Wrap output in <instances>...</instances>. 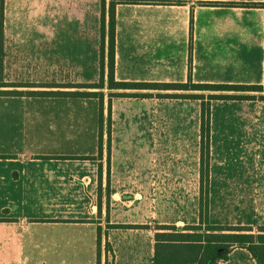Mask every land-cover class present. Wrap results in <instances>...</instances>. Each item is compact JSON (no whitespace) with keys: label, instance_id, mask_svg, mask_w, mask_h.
I'll return each instance as SVG.
<instances>
[{"label":"crops","instance_id":"0c3cea01","mask_svg":"<svg viewBox=\"0 0 264 264\" xmlns=\"http://www.w3.org/2000/svg\"><path fill=\"white\" fill-rule=\"evenodd\" d=\"M131 1L115 6V82L264 85V0ZM109 2L4 0L3 22L15 24L13 32L4 31L12 40L10 53L26 58L27 47L40 39L42 54H56L62 64L73 55L77 69L95 77L99 28L102 15L108 21ZM34 23L40 24L39 36L32 26H22ZM6 90L0 87L19 94L0 96L9 108L0 110V264H154L155 234L161 233L155 227L198 224L163 220L159 177L150 168L144 177L146 160L159 162L161 151L190 148L176 141V129H103L95 120L89 129H66L59 114L27 111L25 103L34 98ZM88 101L95 104L96 118L98 103ZM157 101L136 105L150 110ZM150 112L160 120L157 111ZM258 113L262 127L249 129L255 149L264 144V102ZM243 130L211 131L214 145L241 147ZM199 139L201 147L200 127ZM144 183L152 184L146 190ZM219 264L256 261L235 248Z\"/></svg>","mask_w":264,"mask_h":264},{"label":"rangeland","instance_id":"374dc122","mask_svg":"<svg viewBox=\"0 0 264 264\" xmlns=\"http://www.w3.org/2000/svg\"><path fill=\"white\" fill-rule=\"evenodd\" d=\"M22 26L26 28L32 26L31 30L34 36H39V23L23 24ZM14 30L15 24L6 25L3 22V30L0 31V87L7 89L6 91H18L34 98L33 102L25 103L27 111L59 114V121H63L66 129H89L97 122L103 129H108L112 125L122 127L158 126L162 130L176 129L178 131L176 141L183 142L190 148H178L175 152L172 150L161 151L159 162L146 160L143 163L145 165L144 177L148 178V168H150L152 175L158 176L161 182L159 188L162 192L160 202L163 220L171 222L175 220L188 225L197 224L199 199L201 196H205L210 223L220 226L253 223V227H248L252 234H256L260 228H264V144L255 149L252 143L255 142L256 136L252 137L254 131L249 130L256 126L262 127L258 118V112L263 103L260 100L262 95L244 94L255 96V100L251 101H223L210 100L209 98L217 95L238 96L243 94L198 91L149 93L148 91L118 92V90H109L107 88L108 21L105 23L103 72L100 67V38L95 77L92 75V71L78 70L73 55L66 56V63L62 64L58 61L59 56L56 54H42L40 39H34L32 47H27L30 48L31 53L26 55V58L24 55H12L10 53L12 40L8 39V35L5 33ZM27 42L30 41L27 40ZM82 57L88 64V56ZM87 81H90V84ZM99 84L103 86V89L78 88L93 87ZM51 89L57 90L51 91ZM50 91L78 95L47 93ZM93 93L97 94V98L86 96V94ZM131 95L141 97H127ZM162 95H201L204 98V104L209 107V134L204 140V142H208V185L203 194L199 185L200 139L198 140L201 102L163 99L159 97ZM46 99H53V101ZM89 99L96 100L98 103L99 110L97 109L96 118H94L95 104L88 101ZM128 99L131 100L128 101ZM142 99L158 100L154 103L155 109L147 110L146 107H141L139 110L140 108L136 104H139L138 101ZM128 104L132 105L128 106ZM20 105L16 104L17 107ZM8 109L4 107L3 103H0V110ZM153 110L157 111L155 114L160 117L159 121L152 119L150 111ZM113 113L115 120L112 119ZM256 119L257 121H255ZM49 126H57L55 116L50 119ZM230 128L245 130L240 131V133L242 132L240 138L243 139L240 141L244 144L241 147L232 148L233 146H230L229 149L215 146L214 142H216L217 136L211 134V131ZM245 133L249 135H245ZM260 142H262V138H260ZM174 154L175 157H173ZM150 184L144 183L146 190L149 189ZM168 185H170V191ZM168 192H170L169 196Z\"/></svg>","mask_w":264,"mask_h":264},{"label":"trees","instance_id":"16d2710c","mask_svg":"<svg viewBox=\"0 0 264 264\" xmlns=\"http://www.w3.org/2000/svg\"><path fill=\"white\" fill-rule=\"evenodd\" d=\"M131 0H110L108 6V72L107 88L109 90L123 91H173V92H217V93H241L243 95H217L210 96V100H255V96L244 94H264L263 86H228V85H198L193 84L190 79L186 84H126L117 83L114 79V57H115V6L119 3H133ZM241 7H261L262 4H241ZM4 0H0V31L3 30ZM101 51L100 67L103 72L104 41L106 36L104 15H102L101 27ZM72 88V87H71ZM87 89H103L101 84L95 86L78 87ZM18 94L17 92H2L0 96ZM52 94V93H51ZM63 95L76 96L78 94L60 93ZM97 98V94H86ZM122 97V96H119ZM141 97V96H127ZM142 97H145L142 95ZM163 99H184L200 101V169L199 180L202 194L208 185L207 156L208 142L204 140L209 134V107L204 104L201 95H162ZM264 102V96H260ZM102 103V100H100ZM207 114V115H206ZM198 224L185 227L160 226L155 227V254L154 264H219L228 259L229 254L235 248L246 249L256 264H264V228H260L256 234L250 233L248 227L220 226L208 221L207 198L201 196L199 199Z\"/></svg>","mask_w":264,"mask_h":264}]
</instances>
